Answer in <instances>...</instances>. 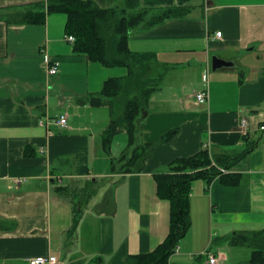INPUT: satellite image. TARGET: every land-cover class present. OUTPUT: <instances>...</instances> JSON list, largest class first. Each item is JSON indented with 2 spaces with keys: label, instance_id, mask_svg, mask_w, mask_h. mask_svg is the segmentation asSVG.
I'll return each mask as SVG.
<instances>
[{
  "label": "crops",
  "instance_id": "obj_1",
  "mask_svg": "<svg viewBox=\"0 0 264 264\" xmlns=\"http://www.w3.org/2000/svg\"><path fill=\"white\" fill-rule=\"evenodd\" d=\"M45 1L0 0V13ZM91 1L100 8L124 2ZM138 3L146 20L170 15L128 35L129 50L153 53L166 67L141 120L137 139L153 148L138 173L111 172L127 135H115L105 154L108 110L87 102L126 68L75 53L64 41L62 13L32 25L0 19V264L47 255L56 264H127L130 255L154 250L168 232L169 203L157 197L153 174L201 150L217 159L239 156L222 171L235 183L193 181L191 226L168 264H209L211 255L216 264L248 262L251 248L231 239L264 230V0ZM46 57L57 74H47ZM203 90L207 102L198 104L195 93ZM62 114L65 127L54 122Z\"/></svg>",
  "mask_w": 264,
  "mask_h": 264
},
{
  "label": "trees",
  "instance_id": "obj_2",
  "mask_svg": "<svg viewBox=\"0 0 264 264\" xmlns=\"http://www.w3.org/2000/svg\"><path fill=\"white\" fill-rule=\"evenodd\" d=\"M138 4V0H124L117 7L100 8L91 0H47L0 13V19L11 25L42 24L48 14L62 13L65 15L64 34L74 37L75 53L105 67L126 68L125 76L106 79L98 93L87 97L91 106H102L108 110L109 123L101 133L105 154L110 153L117 133L127 135L125 150L117 158H111V172L115 173H138L144 168L153 144L140 142L137 136L142 131L141 120L146 114L149 96L159 88L166 70L155 54L137 53L127 47L132 30L146 21L150 26L170 16L164 12L146 20L147 11L139 9ZM174 133L175 130L166 132L161 142H167ZM28 149L24 150L25 156H29ZM238 158L225 156L217 159L206 150H201L190 157L177 158L169 163L165 171L154 173L156 195L169 203L168 232L154 250L130 255L127 264H168L169 256L191 226L190 193L193 181L203 179L209 183L216 177L223 179L221 170L228 169ZM232 179L225 178L223 182L233 184L235 181ZM58 191L66 195L63 188H58ZM72 195L77 198V194ZM75 226L73 216L69 235L74 232ZM231 243L251 248L246 264H264V230L254 234H237L232 237Z\"/></svg>",
  "mask_w": 264,
  "mask_h": 264
},
{
  "label": "built area",
  "instance_id": "obj_3",
  "mask_svg": "<svg viewBox=\"0 0 264 264\" xmlns=\"http://www.w3.org/2000/svg\"><path fill=\"white\" fill-rule=\"evenodd\" d=\"M221 36V33L217 32L216 33V37L219 38ZM64 40L69 43V44H73L75 39L73 36L71 35H66L64 36ZM45 64H46V68H47V74L49 76L55 75L58 72V67L56 64H52L49 62L48 58H45ZM207 91L203 90V91H199L197 93H195V100L198 104H205L207 102ZM66 117L65 115H60L57 120L55 121L56 125H58L59 127H65L66 126ZM40 124H47L45 122H43L42 120L39 122ZM248 126V122L245 118L241 119L240 121V128L242 131H245L247 129ZM259 129L261 131H264V126H260ZM223 171V170H221ZM17 183H20L22 180H16ZM32 264H56L57 260L54 256L52 255H47V256H38L35 258H32L31 260ZM209 264H216V258L214 256H209Z\"/></svg>",
  "mask_w": 264,
  "mask_h": 264
},
{
  "label": "water",
  "instance_id": "obj_4",
  "mask_svg": "<svg viewBox=\"0 0 264 264\" xmlns=\"http://www.w3.org/2000/svg\"><path fill=\"white\" fill-rule=\"evenodd\" d=\"M215 61H217V60L213 59V61H212V69H215L218 66L217 63H215Z\"/></svg>",
  "mask_w": 264,
  "mask_h": 264
},
{
  "label": "rangeland",
  "instance_id": "obj_5",
  "mask_svg": "<svg viewBox=\"0 0 264 264\" xmlns=\"http://www.w3.org/2000/svg\"><path fill=\"white\" fill-rule=\"evenodd\" d=\"M64 36H66V34H65ZM64 41H65V40H64ZM65 42H66V41H65ZM73 44H74V43H73ZM73 44H72V45H73ZM111 75H112V74H111ZM63 115H64V114H63ZM58 117H59V116H58ZM58 117H57V118H58ZM65 117H66V115H65ZM56 120H57V119H56ZM56 120H55V121H56ZM55 121H54V122H55ZM66 121H67V119H66ZM66 123H67V122H66ZM117 134H119V133H117ZM117 134H116V135H117ZM91 158H92V157H91ZM91 158H90V164H91ZM55 258H56V257H55ZM56 260H57V259H56ZM56 263H57V262H56Z\"/></svg>",
  "mask_w": 264,
  "mask_h": 264
},
{
  "label": "bare ground",
  "instance_id": "obj_6",
  "mask_svg": "<svg viewBox=\"0 0 264 264\" xmlns=\"http://www.w3.org/2000/svg\"><path fill=\"white\" fill-rule=\"evenodd\" d=\"M215 36H216V34H215Z\"/></svg>",
  "mask_w": 264,
  "mask_h": 264
}]
</instances>
